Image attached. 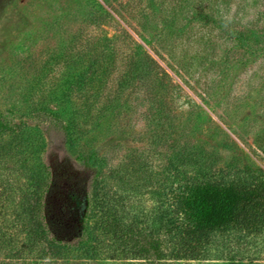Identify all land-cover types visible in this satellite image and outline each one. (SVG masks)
Wrapping results in <instances>:
<instances>
[{
    "label": "rangeland",
    "instance_id": "obj_1",
    "mask_svg": "<svg viewBox=\"0 0 264 264\" xmlns=\"http://www.w3.org/2000/svg\"><path fill=\"white\" fill-rule=\"evenodd\" d=\"M143 52L158 67L140 75ZM0 115L54 164L103 156L108 178L80 237L0 264H264V215L198 244L156 228L188 178H264V0H0Z\"/></svg>",
    "mask_w": 264,
    "mask_h": 264
},
{
    "label": "trees",
    "instance_id": "obj_2",
    "mask_svg": "<svg viewBox=\"0 0 264 264\" xmlns=\"http://www.w3.org/2000/svg\"><path fill=\"white\" fill-rule=\"evenodd\" d=\"M139 61L140 75L147 73L148 65L158 67L147 52L140 54ZM161 73L168 75L164 69ZM89 116L84 120L94 117ZM74 132L67 128L70 144L75 141ZM45 152L39 130L0 115V258L55 255L60 244H70L82 235L85 224L80 210L85 201L94 202L101 215L107 212L101 198L108 179L103 156L81 150L75 158L65 155L54 164ZM118 171L110 169L114 174ZM169 205V215L156 222L158 237L161 232L179 241L188 236L198 244L215 229L253 223L264 215V178L252 183L188 178L173 188ZM101 215L98 221L106 226ZM110 220L112 227L118 218ZM153 246L159 260L163 253L159 238Z\"/></svg>",
    "mask_w": 264,
    "mask_h": 264
}]
</instances>
